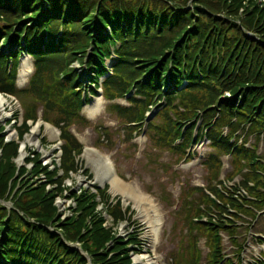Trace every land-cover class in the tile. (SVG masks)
<instances>
[{
	"label": "trees",
	"instance_id": "16d2710c",
	"mask_svg": "<svg viewBox=\"0 0 264 264\" xmlns=\"http://www.w3.org/2000/svg\"><path fill=\"white\" fill-rule=\"evenodd\" d=\"M23 54L33 59L35 73L26 88L17 90ZM76 64L86 66L94 89L85 85ZM101 76H107L102 83ZM96 89L108 102H128L129 107L110 105L125 125L127 141L135 130L129 125L143 127L155 109L154 119L145 123L155 148L175 153L178 161L193 143L210 142L212 152L203 160L206 188L188 187L175 212L187 245L172 261L200 264L197 244L203 237L210 251L206 264H233L223 255L221 233L233 238L242 215L255 220V210L264 212V160L255 145L247 148L251 136L264 138V4L0 0V93L16 96L23 109V123L15 129L18 139L27 132L24 121L35 120L41 105L43 120L59 129L64 142L59 176L35 153L31 173L17 168L18 141L3 142L0 136V200L13 205L9 210L0 204V264H132L128 247L137 240L130 235L124 243L104 227L95 195L71 192L74 216L60 224L53 195L22 179L43 173L61 192L82 149L68 129L72 123L89 124L80 112ZM98 130L109 140L108 129ZM238 133L245 137L241 144ZM224 155L231 161L226 183L241 178L229 188L219 179ZM99 196L108 200L105 191ZM107 212L113 226L130 218L119 201L108 204Z\"/></svg>",
	"mask_w": 264,
	"mask_h": 264
},
{
	"label": "rangeland",
	"instance_id": "374dc122",
	"mask_svg": "<svg viewBox=\"0 0 264 264\" xmlns=\"http://www.w3.org/2000/svg\"><path fill=\"white\" fill-rule=\"evenodd\" d=\"M264 4V0H258ZM26 63V68L23 69ZM110 62H106L109 67ZM78 67L79 72L86 78V86H91V75L86 74V66ZM33 61L26 54L20 58L19 69L17 74V89H23L29 82L31 75L27 76V72L33 73ZM96 97L90 98L86 106L81 111V116L85 118L89 124L84 126L71 124L68 132L75 135L78 141L83 146V154L77 159L78 164L82 167L76 173H69V176L64 179L61 192H57L56 187L48 182V178L43 173L37 175H24L29 184L34 187H41L44 191L51 193L52 205L57 208L58 223L65 222L73 217L76 202L74 195H70V188L77 187H107V194L111 200L118 199L122 208H130L132 216L126 223L112 225L111 216L105 212H99L102 215L105 228L112 229L114 235L120 238L123 242L127 241L130 233L136 234L138 245L129 247V258L132 264H170L171 255L178 249L185 246V239H182V226L178 223L175 216V211L180 202V195L183 190L191 187L203 186L205 183L206 170L203 167L202 160L205 156L211 154L212 149L208 142L193 144L191 147V159L187 163L177 164L175 154L171 151L157 149L153 146L150 136L147 132L142 135H134L130 141L126 140V130L124 125L117 117L116 110L111 109V104H120L128 106L126 101L108 102L101 95V90L97 89ZM96 106L94 107V105ZM13 112H17L16 122L20 123L22 110L15 98L5 99V102L0 110V128H4V132L0 134L1 138L6 142L9 140H18V148L13 162L19 167H24L31 173L33 170V154H40L41 165L47 164L50 160H54L55 150L59 147L60 142L57 141L58 130L45 124L38 119L36 122H27L29 126L26 134L22 135L20 141L15 132L17 127L14 121L11 120ZM40 110L37 111V117L40 115ZM156 113V112H155ZM154 119V115H149ZM19 125V124H18ZM106 128L109 132V140L106 136L99 135L98 129ZM14 128V129H13ZM46 143H43L41 139ZM3 141V142H4ZM110 142V144L106 142ZM248 144L257 146V154L264 160V141L250 138ZM84 149H91V152H85ZM87 155H86V154ZM1 155V152H0ZM102 157H105L103 159ZM102 160H108L111 164L113 172L118 177H121L125 185L128 184L126 193L130 189H134V195L139 196L141 193L152 195L156 210L159 212L160 226L157 229L149 228L148 219L141 217L138 206L140 203L131 197H125L121 192L113 194L110 190V185L107 180L102 178L105 175L106 168L101 165ZM223 166L221 172V180H224L226 175L231 171V163L229 158L222 156L220 158ZM87 171V173H83ZM61 174V170H57ZM32 176V177H31ZM240 178H236L238 182ZM25 180V181H26ZM71 188V189H72ZM0 204L9 208L13 205L9 201L0 200ZM99 208V207H98ZM97 208V211L99 210ZM147 220V221H146ZM252 221V217L243 216L242 221L238 223L236 236L238 242L244 240V252L241 260L243 264H254L261 260L264 247L257 241L258 238L264 239V214H260L256 219L251 231L246 233L247 223ZM134 228V229H133ZM223 248L225 254L234 260L237 259V249L233 246L229 236L222 233ZM75 248L81 252L80 244H74ZM200 251V264L207 262L209 249L205 244V239H200L198 242ZM85 255V254H84ZM86 256V255H85ZM140 260L138 263L137 261ZM149 260V261H148Z\"/></svg>",
	"mask_w": 264,
	"mask_h": 264
},
{
	"label": "bare ground",
	"instance_id": "6f19581e",
	"mask_svg": "<svg viewBox=\"0 0 264 264\" xmlns=\"http://www.w3.org/2000/svg\"><path fill=\"white\" fill-rule=\"evenodd\" d=\"M25 66H26V63L24 64L23 69L26 68ZM31 74L32 72L31 73L27 72V76H30ZM4 102H5L4 99L0 97V110ZM95 106L96 104L94 105V107ZM87 151H90V149H87L85 152ZM102 158L105 159V157H102ZM100 162H101V165H103L106 168L105 175H107V177L104 176L102 179L107 180V182L110 185L111 192L113 194L121 192L125 197L129 198L132 196L134 199H136L140 203V206H138V209L140 211L141 217L148 219V221L147 220L146 221L149 222V226H150L149 228H151V230L154 228L157 229L160 226V219H159V212L156 210V207L154 206L155 202L150 197L142 193L139 196H135L133 194L135 192L134 189H130L129 193H126V191L128 190V187H131V186H129L128 184L125 185L124 183H122L120 180H118L114 176L111 164L108 160H102ZM139 261L140 260H138L137 263ZM148 264H153V263H148Z\"/></svg>",
	"mask_w": 264,
	"mask_h": 264
}]
</instances>
